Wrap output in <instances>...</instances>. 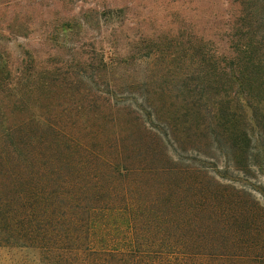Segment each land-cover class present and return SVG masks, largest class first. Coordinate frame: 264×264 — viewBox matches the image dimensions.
I'll use <instances>...</instances> for the list:
<instances>
[{
	"label": "trees",
	"instance_id": "1",
	"mask_svg": "<svg viewBox=\"0 0 264 264\" xmlns=\"http://www.w3.org/2000/svg\"><path fill=\"white\" fill-rule=\"evenodd\" d=\"M232 2L230 54L201 43L176 94L118 110L130 141L57 120L0 127V247L29 264H264V187L251 183L264 175V0Z\"/></svg>",
	"mask_w": 264,
	"mask_h": 264
},
{
	"label": "rangeland",
	"instance_id": "2",
	"mask_svg": "<svg viewBox=\"0 0 264 264\" xmlns=\"http://www.w3.org/2000/svg\"><path fill=\"white\" fill-rule=\"evenodd\" d=\"M238 13L232 0H0V71L8 61L11 72L0 74V127L57 120L86 141L127 139L130 118L118 110L131 112L135 96L160 100L163 85L176 94L201 43L229 55ZM26 63L35 76L17 85ZM254 177L264 187V175ZM34 256L0 247V264Z\"/></svg>",
	"mask_w": 264,
	"mask_h": 264
}]
</instances>
